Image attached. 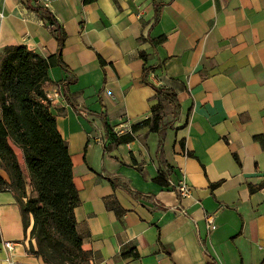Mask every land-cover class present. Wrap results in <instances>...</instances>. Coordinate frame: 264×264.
<instances>
[{
    "label": "crops",
    "instance_id": "0c3cea01",
    "mask_svg": "<svg viewBox=\"0 0 264 264\" xmlns=\"http://www.w3.org/2000/svg\"><path fill=\"white\" fill-rule=\"evenodd\" d=\"M155 3L154 23L152 0H0V52H56V33L30 7L47 8L65 34L69 70L50 67L45 89L61 92L49 111L70 156L76 231L89 264H260L264 0ZM65 79L72 81L61 85ZM155 88L173 91L179 109ZM156 105L160 133L142 127L115 143ZM12 148L29 194L21 150ZM160 170L167 187L154 182ZM0 177L8 179L1 168ZM179 184L190 187L186 197ZM30 225L31 218L24 231L13 193L0 190V264H48L28 250ZM6 241L20 244L6 252Z\"/></svg>",
    "mask_w": 264,
    "mask_h": 264
},
{
    "label": "trees",
    "instance_id": "16d2710c",
    "mask_svg": "<svg viewBox=\"0 0 264 264\" xmlns=\"http://www.w3.org/2000/svg\"><path fill=\"white\" fill-rule=\"evenodd\" d=\"M154 5V23L158 7ZM48 23L54 25L56 52L46 58L24 45L6 47L0 52V168L8 179L0 177V190L13 193L20 207L24 231L29 225V237L34 241L28 250L41 256L48 264H75L77 258H88L81 249L82 237L76 231L74 208L79 203L72 181V164L66 142L61 138L55 117L50 113V101L44 92L49 82L47 71L60 66L65 34L47 8L30 7ZM144 40V38H140ZM154 47L160 40H149ZM139 56L144 60L145 55ZM101 63L103 61L101 60ZM151 68L143 67L141 81L147 84ZM72 80L65 79L61 85ZM155 95L168 100L174 111L179 109L176 95L168 89L155 88ZM162 109L151 108V115L131 126V132L115 136V143L128 142L132 133L142 127L160 133L163 128ZM12 146L21 150L31 192L27 194L24 169L19 165ZM154 182L167 187V171L160 170ZM260 264H264V259Z\"/></svg>",
    "mask_w": 264,
    "mask_h": 264
},
{
    "label": "built area",
    "instance_id": "2783aa9c",
    "mask_svg": "<svg viewBox=\"0 0 264 264\" xmlns=\"http://www.w3.org/2000/svg\"><path fill=\"white\" fill-rule=\"evenodd\" d=\"M44 2V5L46 6L48 0H42ZM4 17V13L2 11V9H0V20ZM50 28H52L54 30V25H50ZM44 92L46 94V97L48 98L49 101H52L58 97L61 96V92H60V89L57 88V87H54L53 89H49V88H46L44 89ZM176 192L178 194L179 197H186L189 192H190V187L184 185V184H179L177 187H176ZM207 225L210 226L211 225V221L212 219L209 217L207 218ZM17 244H20V242H11V241H6L3 243V248L6 252H11L13 247Z\"/></svg>",
    "mask_w": 264,
    "mask_h": 264
},
{
    "label": "rangeland",
    "instance_id": "374dc122",
    "mask_svg": "<svg viewBox=\"0 0 264 264\" xmlns=\"http://www.w3.org/2000/svg\"><path fill=\"white\" fill-rule=\"evenodd\" d=\"M75 264H89V259L84 257H79L76 259Z\"/></svg>",
    "mask_w": 264,
    "mask_h": 264
}]
</instances>
